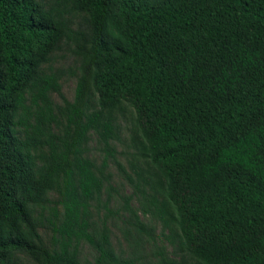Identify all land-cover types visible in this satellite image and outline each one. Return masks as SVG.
Wrapping results in <instances>:
<instances>
[{"label":"trees","instance_id":"1","mask_svg":"<svg viewBox=\"0 0 264 264\" xmlns=\"http://www.w3.org/2000/svg\"><path fill=\"white\" fill-rule=\"evenodd\" d=\"M62 1L44 10L0 0V264L18 252L80 264L81 243L94 264H134L115 254L106 227L90 233L103 179L87 143L98 136L106 166L116 135L107 111L123 101L185 250L198 264H264V0ZM65 12L88 16L93 72L58 116L60 77L41 67L73 34ZM35 207L48 214V247Z\"/></svg>","mask_w":264,"mask_h":264},{"label":"rangeland","instance_id":"2","mask_svg":"<svg viewBox=\"0 0 264 264\" xmlns=\"http://www.w3.org/2000/svg\"><path fill=\"white\" fill-rule=\"evenodd\" d=\"M44 10L57 7L58 0H35ZM161 0H154L158 3ZM60 7L63 1L59 3ZM65 9H69V5ZM63 19L73 34L62 38L41 67L42 75L60 77L61 94L51 93L53 108L59 116L64 101H73L82 76L91 78L93 66L86 54L91 28L85 12H69ZM96 106L92 96L91 107ZM96 108V107H95ZM113 120L116 135L109 142L113 157L104 166L106 149L95 133L89 135L87 151L97 173L103 179L101 195L91 203L90 233L98 239L103 229L109 230L111 248L120 259L134 264H198L182 245L181 231L175 213L164 206V187L156 167L142 155L144 138L135 119L134 108L120 102L107 111ZM59 133V125H54ZM51 199H57L51 193ZM32 218L38 226L44 246L50 245L51 231L47 211L35 207ZM97 253L87 243L79 249L80 264H94ZM8 264H37L32 255L18 252Z\"/></svg>","mask_w":264,"mask_h":264}]
</instances>
